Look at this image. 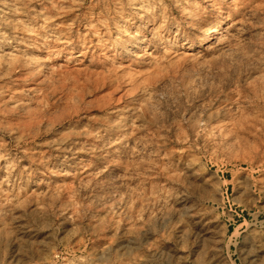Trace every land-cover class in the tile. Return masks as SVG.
<instances>
[{
    "label": "rangeland",
    "instance_id": "1",
    "mask_svg": "<svg viewBox=\"0 0 264 264\" xmlns=\"http://www.w3.org/2000/svg\"><path fill=\"white\" fill-rule=\"evenodd\" d=\"M0 264H264V0H0Z\"/></svg>",
    "mask_w": 264,
    "mask_h": 264
},
{
    "label": "bare ground",
    "instance_id": "2",
    "mask_svg": "<svg viewBox=\"0 0 264 264\" xmlns=\"http://www.w3.org/2000/svg\"><path fill=\"white\" fill-rule=\"evenodd\" d=\"M209 38L207 35H204L200 40V44L198 45V47H202V46H206L208 44Z\"/></svg>",
    "mask_w": 264,
    "mask_h": 264
}]
</instances>
